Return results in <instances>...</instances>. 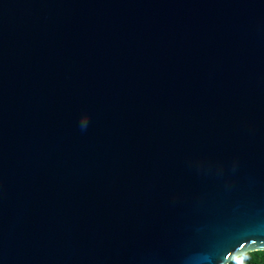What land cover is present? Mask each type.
Here are the masks:
<instances>
[{"label":"water","instance_id":"95a60500","mask_svg":"<svg viewBox=\"0 0 264 264\" xmlns=\"http://www.w3.org/2000/svg\"><path fill=\"white\" fill-rule=\"evenodd\" d=\"M254 252L264 0H0V264Z\"/></svg>","mask_w":264,"mask_h":264},{"label":"trees","instance_id":"16d2710c","mask_svg":"<svg viewBox=\"0 0 264 264\" xmlns=\"http://www.w3.org/2000/svg\"><path fill=\"white\" fill-rule=\"evenodd\" d=\"M229 264H264V252H254L241 255Z\"/></svg>","mask_w":264,"mask_h":264},{"label":"clouds","instance_id":"9594fccd","mask_svg":"<svg viewBox=\"0 0 264 264\" xmlns=\"http://www.w3.org/2000/svg\"><path fill=\"white\" fill-rule=\"evenodd\" d=\"M87 125H88V117L87 116H83L80 119V126H81L82 129H85V128H87Z\"/></svg>","mask_w":264,"mask_h":264}]
</instances>
